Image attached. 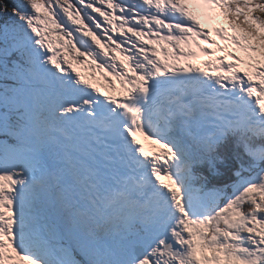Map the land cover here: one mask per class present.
I'll return each instance as SVG.
<instances>
[{
  "label": "snow or ice",
  "instance_id": "snow-or-ice-1",
  "mask_svg": "<svg viewBox=\"0 0 264 264\" xmlns=\"http://www.w3.org/2000/svg\"><path fill=\"white\" fill-rule=\"evenodd\" d=\"M0 264H264V0H0Z\"/></svg>",
  "mask_w": 264,
  "mask_h": 264
},
{
  "label": "rangeland",
  "instance_id": "rangeland-1",
  "mask_svg": "<svg viewBox=\"0 0 264 264\" xmlns=\"http://www.w3.org/2000/svg\"><path fill=\"white\" fill-rule=\"evenodd\" d=\"M219 25H220V24H219V23H215V21L212 22L211 24H209V23H204V27H205V28H210V27H212V26H219ZM53 38L55 39V37H53ZM212 38H213V39H217V42H218V43H221V42L218 40V38H217L214 34L212 35ZM209 47H210V46H209ZM217 54H218V55H224V53H217ZM116 55H117V57L120 56V54H119L118 52L116 53ZM78 70L81 71L84 75H86V76L88 75V72L86 71L85 68H83V67H79V66H78ZM99 83H102V82L99 81Z\"/></svg>",
  "mask_w": 264,
  "mask_h": 264
},
{
  "label": "trees",
  "instance_id": "trees-1",
  "mask_svg": "<svg viewBox=\"0 0 264 264\" xmlns=\"http://www.w3.org/2000/svg\"><path fill=\"white\" fill-rule=\"evenodd\" d=\"M5 2L8 4L9 9H11L12 4H13V0H5Z\"/></svg>",
  "mask_w": 264,
  "mask_h": 264
},
{
  "label": "bare ground",
  "instance_id": "bare-ground-1",
  "mask_svg": "<svg viewBox=\"0 0 264 264\" xmlns=\"http://www.w3.org/2000/svg\"><path fill=\"white\" fill-rule=\"evenodd\" d=\"M116 87H117V90H119V84H117ZM106 88H107V86L104 89L106 90ZM117 93H118V91H117Z\"/></svg>",
  "mask_w": 264,
  "mask_h": 264
}]
</instances>
